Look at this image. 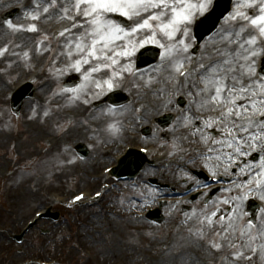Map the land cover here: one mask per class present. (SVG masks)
Masks as SVG:
<instances>
[{
	"label": "rangeland",
	"instance_id": "obj_1",
	"mask_svg": "<svg viewBox=\"0 0 264 264\" xmlns=\"http://www.w3.org/2000/svg\"><path fill=\"white\" fill-rule=\"evenodd\" d=\"M32 3L33 0H3V3H0V12L18 4L26 6L24 13L13 23L23 26L25 29L31 23H37L39 29L36 33L28 31L13 32L0 24V48H8V52L0 57V170L7 172V176L0 175V225H11L16 230L23 226L33 212L47 204L45 195L48 191L59 189L66 182H70V185H66L67 183L64 185V187L67 186L66 194H69L68 196L81 190L89 180L69 181L71 177H74L75 168L80 166L79 171L90 173L96 172L108 164L107 157L101 154L103 148L106 145L116 147V145L122 144L125 139L124 132L131 131L141 137L140 131L143 127L149 125L153 128V131L149 138L145 140V143H159L160 146L169 144L174 148V144L180 146L189 140L191 142L190 148H192L193 141V136L189 135L188 128L181 126L179 115L163 131L157 127L154 121V117H158L162 110L173 107L174 98H169L166 95L165 83L175 82V74L166 71L168 74L162 78L151 77V75H154L153 69H159V66V68H152L148 72H141L142 75L138 76L134 63L129 62L130 58L122 59L121 63L129 62L128 66L132 69V73L127 75L130 76L132 81L130 87H132L133 101L135 96L143 101L147 100L149 95H152L153 105L146 107L144 105V109L134 110L131 104H128L118 110L116 109L114 116L105 115L109 107L96 113L88 111L82 119L68 122L65 125L61 119L62 110L75 108L79 102L69 103V94H59L62 82L68 74L73 73L70 69L63 75L57 71V69L67 68L70 63L66 56L61 55L66 40L65 37L60 36L54 39L43 29L47 23L64 20L55 14L51 18L44 14L38 22L32 21L26 15V13L32 11ZM45 35H49V39L41 44L40 41ZM22 36H25L26 40ZM212 37V39L209 38L202 43L199 55H207V52L214 53L213 45L216 43L217 37L215 34ZM31 38H34L35 42H31ZM29 41L31 43H27ZM38 46L41 49L40 52H37ZM44 48H50V51H43ZM24 51L30 52V59L27 61L12 54L13 52L22 54ZM43 57H48V62L41 79L36 82L38 88L35 96L25 101L26 103L23 104L24 110L21 114L16 115L11 111L9 100L4 101L2 93L7 86L13 87L19 82L20 75L15 73L17 70L32 69L37 61ZM60 59L67 63L64 68L59 65ZM13 68L17 69L12 70ZM150 77L152 78L151 84L148 83ZM96 78L105 79L107 73L96 74ZM139 85H143L141 92L137 90ZM159 87L163 91L160 90L157 94ZM184 91L187 95L189 89L184 87ZM184 91L183 93H185ZM136 92L138 93L136 94ZM161 97L164 99L162 103H160ZM169 99L172 103H168ZM53 102H63L64 104L54 108ZM34 110L36 116L29 119L33 116ZM177 110L178 108L175 107L174 111ZM44 111L49 112L47 117L43 116ZM177 113L181 112L178 111ZM105 119L118 123L121 129L119 134L112 135L106 130L107 123L103 124ZM181 130L186 132L187 136L185 137L187 139L180 136L178 132ZM53 136L58 137L59 141ZM47 137H53L59 145L50 147V144L46 141ZM216 138L221 139L222 137L217 135ZM90 139L95 141L96 144L91 149L89 158L81 159L74 148L78 143L87 142ZM127 141L131 142L130 140ZM140 141V139L137 140V142ZM141 143L145 145L142 141ZM174 149L177 151L176 148ZM224 151H227V149H224ZM40 153L41 155H39ZM212 155V163L215 164V155L218 154L213 153ZM199 159L203 161L201 156L195 158L191 152L184 153L183 161L189 164H193V160L198 161ZM165 163L168 164L167 161ZM53 164L58 169L52 182H50V177L53 176L51 172L54 171ZM220 165H224V163L221 162ZM171 167L174 166H160L159 169L152 170L149 175H162L169 178L168 180L176 179V181L188 176L187 173L179 170L175 172ZM62 170L68 172L65 178H60L62 174H65ZM41 189L46 190L43 195L40 194ZM232 189L233 192L227 191L218 195L215 197L214 202L207 206L209 212L217 207L220 209L217 216L213 217L214 221L218 220L219 215H224L227 221L228 210L233 205L231 203L225 205L221 202L226 199L230 200L235 192V189ZM255 190L253 189L250 193L254 194ZM158 195L159 193L146 183H143L139 188H132L127 184L123 190L107 194L105 199H102L103 204L107 205L108 201L110 202L109 207L107 206L106 209V216L97 208L81 205L68 210L67 216L61 215L58 219L59 226H54L53 222L46 223V221L36 226L24 244V253H28L27 257L39 255L41 258L49 255L48 252L54 256L62 254L64 259L61 264H116L117 262L123 264H180L182 257H190L191 252H195L193 255L197 256L198 264H264V255L260 253L255 259L256 255L247 247H243L247 242V236H240L239 231L231 232L230 239L251 259L241 258L236 260L235 250L215 235V232L220 231L219 227L210 230L203 226L206 239L197 237L195 234L196 229L202 227L200 219L202 218L203 198L196 200L193 203V208L184 214L181 213L182 209L179 206L167 207L164 211L166 217L160 224L140 220L136 216L137 212H141L145 206L154 203V199ZM193 209L196 210L197 216L187 220V217L192 215ZM245 215L246 218L243 222L237 225L238 229L243 228L244 225L247 226L250 215L247 213ZM78 219L82 222L78 224L75 235L73 227L77 224ZM87 224L94 226L92 227L93 230ZM254 226L256 229L264 228V213L258 215ZM48 228L54 232L50 237L42 232V230ZM189 229L192 231L190 232ZM211 240L223 243L222 249L212 248L208 243ZM261 243H264V241L257 240L253 244V247L257 249L256 251L259 250V244ZM81 246L93 251L92 258L94 262L86 260L87 258L81 251ZM21 248L22 246L11 243L8 238L1 237L0 262L2 259L9 257L14 262L24 260L25 256L20 255ZM167 256L170 258L168 259Z\"/></svg>",
	"mask_w": 264,
	"mask_h": 264
},
{
	"label": "snow or ice",
	"instance_id": "obj_2",
	"mask_svg": "<svg viewBox=\"0 0 264 264\" xmlns=\"http://www.w3.org/2000/svg\"><path fill=\"white\" fill-rule=\"evenodd\" d=\"M31 7L32 11L26 15L34 22L44 14L49 18L55 14L71 24L59 33L66 40L61 55L70 63L67 68L57 71L63 75L70 69L81 74V83L60 89L59 94H69V103L72 104L77 101L88 104L89 99L84 97L93 90L99 96L101 92L111 93L118 87V81L126 73H132L131 67L122 64L121 60L134 55L137 47L143 48L151 43L162 50L159 53L160 68L153 71L165 70L175 77H182V86L189 89L188 98L181 97L182 103L189 107L180 110V122L182 127L190 129L189 135L199 136L207 146V151L200 153L203 166L213 178L217 177L221 162L224 168L220 179L224 174L234 175L233 168H238L239 175L247 177L241 183L231 181L235 192L230 200L221 202L233 205L228 210L227 221L224 215L214 221L213 217L220 209L217 207L209 212L207 205L211 197L204 200L200 219L202 227L197 228L195 234L199 239H206L203 226L210 230L219 227L220 231L215 235L235 250V259H251L233 243L230 233L239 231L240 236L246 235L247 242L243 247L253 254L257 250L253 247L257 239L264 241V228L256 229L249 220L246 228L238 229L235 224L238 217L233 215L253 189L257 190L259 199L264 200V0H234L227 15L221 14L225 23L215 33V58L212 54L199 55L192 51L193 47L200 48L195 44L192 28L207 22L215 26L219 22V18L213 21V0H33ZM0 23L13 32L39 31L37 23H31L25 29L7 16ZM48 39L45 35L40 43ZM40 51L38 46L37 52ZM43 51H50V48ZM6 52L7 47L0 48V57ZM12 54L26 61L30 59L29 51ZM194 62L195 67H191ZM101 72L107 73V78L97 79L96 74ZM148 83H152L151 77ZM168 103H172L171 99ZM116 111L109 108L105 115L114 116ZM202 111L216 112L218 116L207 119L194 116ZM48 115V111L43 112V116ZM35 116L34 110L29 119ZM106 130L117 135L121 129L117 122H107ZM217 135L222 138L217 139ZM174 148L181 151L179 145L174 144ZM213 153L218 154L215 155V164L212 163ZM254 153L259 159L256 163H249L247 157ZM180 159L183 160L184 156L181 155ZM220 179L215 182L219 183ZM195 183L207 187V184ZM226 191L233 192V189ZM75 199L79 201L82 197ZM196 216L193 209L187 220ZM208 243L216 250L223 247V243L217 240ZM259 250L264 255V243L259 244Z\"/></svg>",
	"mask_w": 264,
	"mask_h": 264
},
{
	"label": "bare ground",
	"instance_id": "obj_3",
	"mask_svg": "<svg viewBox=\"0 0 264 264\" xmlns=\"http://www.w3.org/2000/svg\"><path fill=\"white\" fill-rule=\"evenodd\" d=\"M23 39L25 40L26 38L23 37ZM21 74H22V72L20 73V75ZM164 74H166V71L162 70L161 72H159L157 74H154V75H164ZM44 89H46V88H44ZM160 90H161V88L159 89V91ZM159 91L157 92V94H159ZM242 207H243V203L240 205L239 209L236 210L235 215H234V216L238 217V219L235 220L236 226H237V224L240 223V221L242 219V213H241L242 212ZM219 216L217 217V219H219ZM246 227H247L246 225L243 226V228H246ZM181 264H198V261L195 258H191V257L185 256V257H182Z\"/></svg>",
	"mask_w": 264,
	"mask_h": 264
},
{
	"label": "water",
	"instance_id": "obj_4",
	"mask_svg": "<svg viewBox=\"0 0 264 264\" xmlns=\"http://www.w3.org/2000/svg\"><path fill=\"white\" fill-rule=\"evenodd\" d=\"M71 84H72V83H71ZM71 84H70V85H71Z\"/></svg>",
	"mask_w": 264,
	"mask_h": 264
}]
</instances>
